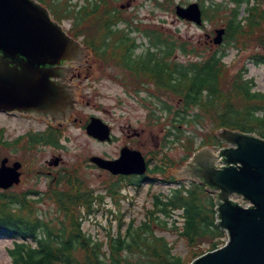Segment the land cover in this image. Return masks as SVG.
Wrapping results in <instances>:
<instances>
[{
  "label": "trees",
  "instance_id": "trees-1",
  "mask_svg": "<svg viewBox=\"0 0 264 264\" xmlns=\"http://www.w3.org/2000/svg\"><path fill=\"white\" fill-rule=\"evenodd\" d=\"M44 1L54 13H62L63 2ZM232 1L236 8L227 16L226 35L227 38L240 40L239 44L245 47L247 38L242 35L243 21L238 18L242 0ZM166 4L167 2L165 6ZM106 6L108 7V2L105 0V3H96L85 10L86 28L82 40L90 47L95 62L124 65L122 71L131 73L130 76L123 77L128 87L138 84V80L144 77V72L153 75V80H156V74H165L164 88L168 89V96L180 97L187 106L195 103L202 105L203 112L208 114L214 127L232 126L243 131L257 132L264 137V92L254 90L251 79L244 78L241 72L226 77L223 53L217 54L214 51L198 61H189L184 65L170 60V56L177 48L183 49L185 54H195V44L170 36L162 27L145 26L143 32L149 37L148 52L145 55H135V40L128 33L124 34L123 30L113 29L112 24L116 18H113ZM101 7L103 9L99 12L98 8ZM219 10V4H216L211 15L216 16ZM70 13L75 20L78 19V13L69 11L66 14ZM257 23L259 22L253 21L252 24ZM106 30L120 34L115 37L100 36ZM151 48L157 49L149 51ZM262 61L264 55L256 56V63ZM142 64H152V67L143 72L139 66ZM156 86L163 88L161 83ZM231 114H235L234 120L230 119ZM179 119L180 122L184 121L185 115ZM196 120L201 122L199 118ZM189 121L193 119L190 118ZM184 147L188 151L192 150L193 139H186ZM93 191L86 184L84 187L81 180L75 177L72 197L68 200L60 199V213L51 217L34 213L32 206L35 204L29 200L20 199L18 204L17 200L0 194V237H10L13 240L12 245L7 248L13 264H187L188 258L173 254L172 247L165 238L158 236L153 230L157 217L154 214L161 212L169 217L168 212L174 209L182 210L183 220L182 226L173 225L172 228L189 246L209 241L208 246L215 247L224 235L213 223L211 198L200 185L192 183L189 187L172 189L171 193L164 194V199L156 197L153 208L148 210L147 220L138 226L134 227L130 223L123 233L109 236L105 243L93 241L81 231L79 220L82 207H85L86 214L96 205ZM65 224V227L52 228L54 225ZM121 224L120 221L119 228ZM157 224L163 229L167 228V222L158 220L155 225ZM200 251L202 250L194 251L193 255Z\"/></svg>",
  "mask_w": 264,
  "mask_h": 264
},
{
  "label": "water",
  "instance_id": "water-1",
  "mask_svg": "<svg viewBox=\"0 0 264 264\" xmlns=\"http://www.w3.org/2000/svg\"><path fill=\"white\" fill-rule=\"evenodd\" d=\"M181 18L201 23L197 3L176 6ZM214 43H220L224 29H218ZM85 47L67 35L51 20L49 12L34 0H0V110L57 113L64 94L63 83H52L56 66L79 60ZM88 132L105 140L109 128L92 118ZM232 144L222 150L227 166L217 170L205 167V159L214 158L208 150L196 153L191 160L201 167L200 179L211 190L218 189L221 200L219 227L228 233L227 244L197 258L192 264H264V139L236 131H221ZM92 161L113 173H143L145 162L139 151L122 149L117 160L92 157ZM19 164L0 167V187L18 182ZM236 193L252 205L243 208L228 197Z\"/></svg>",
  "mask_w": 264,
  "mask_h": 264
},
{
  "label": "rangeland",
  "instance_id": "rangeland-1",
  "mask_svg": "<svg viewBox=\"0 0 264 264\" xmlns=\"http://www.w3.org/2000/svg\"><path fill=\"white\" fill-rule=\"evenodd\" d=\"M188 1L193 0H174L175 3L185 4ZM209 6L211 3H220L229 5V0H196ZM84 3V0H71L69 9L73 10L74 6H78ZM115 6L120 7L123 5V15L134 19V22L140 26H156L162 27L167 32L174 35L175 38L187 39L193 43H204L206 41V33L210 32L215 25V20H206L204 27L198 28L197 26L185 21L179 20L173 12L161 9L155 5L154 0H113ZM230 6V5H229ZM240 15L241 11H240ZM219 23V22H217ZM63 24L68 26L71 24L70 20H63ZM130 36L136 38L139 46L135 50V54L146 51L147 39L143 33L139 30H133ZM207 45V51L210 52ZM224 45V46H223ZM216 47L213 46L212 50ZM217 51L225 52L223 57L227 64V69L234 73L240 68L245 67L247 70L244 72L245 78H253L256 84V88H264V67L262 65L253 64L251 62L250 55L261 51V48L257 46L255 42H252L247 46L245 50H238L232 46L231 41L225 42L217 48ZM179 62H184L191 56L181 54L179 50H176L174 57ZM85 81L82 79V82ZM85 114L97 115L101 117L105 122L111 125L112 134L115 135L114 140L108 143H102L88 136L84 130L69 126L66 129V134L59 141L60 146L57 151L63 152L65 161L69 165L73 162H79L82 158L88 157L92 154L103 155L106 154L109 157H114L118 154L119 145L122 143L121 139H125V142L133 143L135 146L141 147L147 146L144 142L145 137H132L133 130L140 131L145 126L147 118V109L142 105V102L137 101L132 94L127 92L124 87L117 83L113 76L95 80L91 85L85 86ZM89 103V104H88ZM2 123L7 126L8 137H14L18 132L24 131L27 126L33 125L28 120L12 119L6 120L0 117ZM210 122L204 125L209 128ZM193 126H186L187 131H192ZM130 133V139L128 135ZM50 148H44L39 158L37 157L38 164L43 162L44 159L49 158L50 154L48 150ZM52 150V149H50ZM180 152L179 147L176 146L172 151V155H177ZM220 163V162H219ZM218 163V164H219ZM87 165V166H86ZM85 165L83 170V177L88 184L95 188L101 186V179L104 178L102 170L97 167H92L88 164ZM38 167V166H37ZM45 187L44 182H40L37 188L43 189ZM168 190L167 185L157 182L153 185L144 184L143 189L139 193H135L133 189L129 190V199L122 201L121 208L125 211L126 219L135 218L138 223L144 217V205L150 204L149 189ZM111 204V203H109ZM42 213L52 209L51 204L42 203L39 206ZM39 210V212H40ZM40 212V213H41ZM109 215L105 214L103 210L98 211L92 218H88L83 223V228L94 236L102 237L106 230L111 227L115 230L116 223L112 225L109 223ZM159 234H164L169 241L175 238V235L168 231H158ZM11 245V239L0 238V264H12L11 258L7 253V247ZM206 247L205 244L202 245ZM173 252L175 254L189 256V248L183 240H177L174 242Z\"/></svg>",
  "mask_w": 264,
  "mask_h": 264
},
{
  "label": "flooded vegetation",
  "instance_id": "flooded-vegetation-1",
  "mask_svg": "<svg viewBox=\"0 0 264 264\" xmlns=\"http://www.w3.org/2000/svg\"><path fill=\"white\" fill-rule=\"evenodd\" d=\"M244 3L247 7H250L248 13L252 11L251 8L255 6L264 9V0H244ZM105 67L106 65L104 64L89 62H67L56 66L54 70V73L56 74V80H58V82L60 83H63L64 88L66 86L65 84L68 85V88L64 90L65 93H68L67 103L64 99L65 108H70L72 106V95L73 93H75V102L73 104V107L76 104V100L78 99V103H80V105H78L77 109L83 113V105L85 104V84L90 80L95 82L96 78H102L103 76H105L103 70ZM82 79H84L85 81L82 82ZM147 93V90L141 89L137 93L138 95H133V97L136 98L137 101L142 102L141 98L145 99L149 97H145ZM145 107L148 109L150 108L148 105H145ZM157 107L160 108L159 105ZM153 109L156 110V108ZM162 110L164 113L158 112L163 116L157 123L159 126L158 132L155 133L152 129H150L147 136L149 140H153L156 142V151L151 153V155H153L151 160L152 164L158 162L161 156H166L168 153V144H166V139L169 133V126L168 120L164 118V116H168V110L164 106V104H162ZM0 114L3 115L5 117L3 118L6 120H28L33 124L27 126L24 131L18 132L14 137H8L7 126L4 123L0 122V133L3 136L0 141L2 142V144L7 145L0 148V158L2 159L6 157L8 164L13 163L16 159L20 161L21 177L25 179V182L30 183L33 186L32 189L29 190V194H41V190L37 188L39 183L44 182L47 186L49 182H52L57 177L59 168L64 163V160L62 157L58 156L60 158L59 164H54V157L56 155H50L49 158L44 159L43 165L35 164L36 156L38 155V151L40 150L39 143L42 142V140H44V142L48 140L51 141L57 133H62V130L67 124L72 121L83 122L85 116L78 113L77 117L75 118L70 116L67 117L64 121L56 120L55 122H53L52 118L57 117L61 119L65 116V112L47 115V117H40L33 113L22 112H0ZM144 131L145 129L140 132L134 131L133 134L135 136H140L144 133ZM201 167L202 169L205 167L214 168L212 158L202 161ZM201 167L197 166L195 163L191 166H188L187 169L191 175L198 176L201 171ZM41 173H43V176H41Z\"/></svg>",
  "mask_w": 264,
  "mask_h": 264
},
{
  "label": "bare ground",
  "instance_id": "bare-ground-1",
  "mask_svg": "<svg viewBox=\"0 0 264 264\" xmlns=\"http://www.w3.org/2000/svg\"><path fill=\"white\" fill-rule=\"evenodd\" d=\"M218 161V160H217Z\"/></svg>",
  "mask_w": 264,
  "mask_h": 264
}]
</instances>
